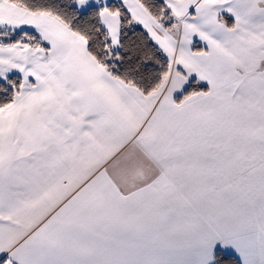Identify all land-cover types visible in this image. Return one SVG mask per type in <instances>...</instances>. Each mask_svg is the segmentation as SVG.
Here are the masks:
<instances>
[{
	"label": "snow or ice",
	"instance_id": "obj_1",
	"mask_svg": "<svg viewBox=\"0 0 264 264\" xmlns=\"http://www.w3.org/2000/svg\"><path fill=\"white\" fill-rule=\"evenodd\" d=\"M0 264H264V0H0Z\"/></svg>",
	"mask_w": 264,
	"mask_h": 264
}]
</instances>
